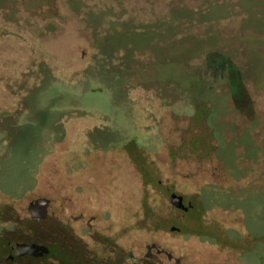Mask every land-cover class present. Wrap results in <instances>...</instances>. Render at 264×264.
<instances>
[{"label": "flooded vegetation", "instance_id": "1", "mask_svg": "<svg viewBox=\"0 0 264 264\" xmlns=\"http://www.w3.org/2000/svg\"><path fill=\"white\" fill-rule=\"evenodd\" d=\"M171 2L161 1V14L170 12ZM66 27L76 33L74 25ZM56 37L45 49L54 52L52 44L60 43ZM79 45L77 40L67 43L71 50L65 53L72 57L66 73L39 67L44 59L34 62L44 71L33 72L42 80L80 82L78 76L92 55L83 59ZM140 53L116 67H111L113 59L109 64V69H119L123 75L112 86L127 100L129 110L114 112L118 119L104 115L99 120L89 113L91 109L66 112L58 130L41 142V163L27 165L12 187L6 184L10 170L3 161L18 157L6 153L10 144L6 135L14 129L8 123L29 105H14L12 114L0 116L8 118L0 127V264H241L240 242L253 237L245 226L246 211L225 199L206 206L204 199L205 193L224 196L225 191L234 197L245 191L242 198L255 199L257 187L261 188L256 169L247 163L234 169L221 160L220 147L230 136L225 132L235 103L230 100L219 106V100L201 97L206 87L232 94V85L220 72H213L207 55L197 64L190 58L194 67L186 66L188 77L180 86L162 69L171 63L168 57L164 60L159 50ZM18 58L21 65H11L12 71L31 73L34 63L29 57ZM252 84V80L246 84L247 92L264 120V107L256 106L264 101L260 100L264 90ZM233 109L237 116H245L236 106ZM214 113L217 118L212 122ZM125 115L126 122L121 120ZM174 193L183 196L185 208L174 204ZM196 206L204 209L202 213L195 211ZM213 218L218 221L214 237L196 232L199 219L207 228ZM181 221L187 231L179 226ZM18 243H36L45 249L19 254Z\"/></svg>", "mask_w": 264, "mask_h": 264}, {"label": "rangeland", "instance_id": "2", "mask_svg": "<svg viewBox=\"0 0 264 264\" xmlns=\"http://www.w3.org/2000/svg\"><path fill=\"white\" fill-rule=\"evenodd\" d=\"M124 1L126 3L125 6L128 9L126 13L130 14L131 18L145 16L149 20H152V23L158 19L171 15V10L168 14L167 11L161 14L162 11L159 9H163V5L161 3L163 0ZM224 1L225 0H172L171 9H173L172 7L177 6L179 2H188L186 3L185 7L188 8V11L191 9L189 6L199 5V7L204 6L205 9H207L214 3L220 4L219 6L223 10L224 8L221 3ZM247 7L249 12L247 9L246 12L251 13L255 17H261L263 10V2L261 0H254V2H250ZM56 10L59 11L60 9L57 8ZM43 11L45 10L43 9ZM223 12L225 13V19H231L230 16H228V11ZM180 16L181 13H178V15L176 14L175 19L176 17L179 18ZM72 18V15L66 16L67 20ZM239 23L240 22H237L233 24V26L229 27L227 29L228 31L224 33L220 39H217L215 42H213L212 45L210 44L209 48H206L205 44H200L198 46L200 47L199 52L193 51V47L189 46L188 44L181 46L183 44V41L181 40H179L178 43L176 41H172L171 38L173 36L172 34L170 35V33H172V30L174 31L175 28L173 29V27L169 24L159 28H156L155 26H152V28H143L141 29L142 31L137 33H116L113 35L114 38L111 39L110 45L117 47H122L124 45L126 48H130L132 46L135 47V45L138 44V48L140 50L137 51V55L141 54L140 52L142 51L150 52L149 55H151V53L157 54L159 45L164 46L163 48L166 47L163 52L166 55H164L163 59L166 60V57H168L171 60V63H169L167 66L163 64L162 66L166 67H163L162 69L164 73H170L172 82L178 83L180 86H184L186 83L185 78L188 77L186 66L189 69L194 67L192 62H194V64H197L196 62L199 63L201 61L200 57H198L199 54L205 57L208 50L209 51L207 52V55L210 54V56L208 55L206 57H209V59L212 61L210 68H213V72L215 74L220 72L221 77L223 76L224 78H228V73L226 71L227 67L225 68L224 66L228 65L229 70L232 71L231 65L226 60H222V58L220 59L218 57L216 58L215 56L221 53L225 48H228L227 46L230 45V43L234 40V37L238 36L240 39L244 37H241L242 27ZM75 24L76 30H81L82 23L80 19H78ZM34 26L36 28L39 27L38 25ZM165 30L168 31L165 33ZM49 34H46L45 32L43 38L40 36L42 39L36 43L35 46H33L31 41H27V43L32 46V55H37L41 52H44L49 56L47 50L45 49V44H47L48 40L51 39L48 36ZM55 35H58V33H55ZM183 35L185 34L181 33V36ZM255 37L256 39H254V42L256 44H260L261 37ZM188 41L190 42V39ZM70 42H75V39L72 38ZM148 42L150 44L146 45ZM198 43L199 41L196 39L194 45ZM58 46L61 48H66V46H63L60 41L59 45H57V43L52 44V50L63 53L62 49L58 48ZM201 48L204 49V51H201ZM24 50L25 47L16 45V53L24 52ZM190 58L192 62L190 61ZM220 60L227 62V64L221 63ZM0 63L3 65V67H11V65H13L17 68L21 65L20 58H18L17 55L12 56L11 53L8 55L1 54ZM120 78H123V75L119 69H95L91 73V76L83 82L73 83L65 80H58L43 87L42 90L38 92L37 99H35V101L29 106H26L27 108L24 107L23 110L19 112V115H14L12 120L8 123L11 125L10 127H14V129H10L9 134L6 135L10 141V144L7 146L6 153H13V155L17 156L18 158L15 160L10 159L6 162L3 161L4 164H6L5 168H9L10 170L9 176H6V184H11L10 186L12 187L14 185L12 184L13 180H16L19 177V174L24 171V168H26L27 165L31 167L35 166V164L41 163L43 152L41 142L43 139L45 141V139L50 134H54L55 131L58 130L57 127L59 126V122L64 120L66 112L75 109L80 110V112L83 113L88 112L86 110L91 109L89 113L92 116H95L98 120L104 115L106 117L111 116L118 119V117L115 116L120 115L116 113L117 111L122 110L127 112V110H129V104H127V100L124 98V96L115 91L114 84L112 86L113 81ZM245 83H249V79H247ZM210 84H213L214 86V83L210 82ZM230 84L232 85L233 89L232 94L224 93V89L222 90L223 92H218L212 88L207 89L206 87L203 92L204 95L201 97L208 98L210 101L212 98L214 101L215 99L219 100V106H227V102L232 100L235 103L234 107L236 106L241 113L245 114V116L243 114L237 116L235 114V110L233 109L234 107L231 106L233 107V112L230 110V115L233 117V119L228 122L229 128H227L225 132L230 136L228 139L225 136L226 139L223 140L224 143L220 147L222 149L221 160L226 164V166L234 169L236 168L239 170V167L243 163H247V166L256 169L257 183L261 184V188L257 187L258 191L256 192L255 199L251 198L250 196L242 198L245 191H242L240 196H237V200V197H234V195L232 196V194H228L227 191H225L224 196L216 192L205 193L204 199L206 206H210L214 203L222 204L221 199H225V201L231 202V204H240L241 208L246 211L247 216L249 217L245 221V226L253 236L251 238H243L240 242L242 247L239 255L240 263L264 264V120L261 119L262 112H258L254 109V100L252 101V98L247 92L240 76H235L233 80L230 81ZM223 85L224 84H222V86ZM93 86H102L103 90H92ZM249 86L251 87V85ZM196 96H200V94L197 92ZM262 99L264 100V94L262 97L260 96V100ZM199 103H202L199 104L200 109L204 110L205 107H203V100L200 99ZM258 105H260V107H264V101L261 103L257 101L256 106ZM221 110L222 108H220V111ZM215 115L216 113L212 114L211 116L212 122L215 120V118H217V115ZM125 116L121 117V120H124V122L129 120V117H127V115ZM237 119H240V122H238ZM45 129L48 130L44 135ZM213 129L215 128L213 127ZM212 136L213 135H210L209 139L212 138ZM222 136L223 134H221V137ZM246 194L247 192L245 195ZM193 217L194 216L192 215V218ZM20 235L21 234L17 235V238H21L22 236Z\"/></svg>", "mask_w": 264, "mask_h": 264}, {"label": "trees", "instance_id": "3", "mask_svg": "<svg viewBox=\"0 0 264 264\" xmlns=\"http://www.w3.org/2000/svg\"><path fill=\"white\" fill-rule=\"evenodd\" d=\"M261 1L263 2L261 17H255L248 13L247 6L254 0H225L221 3L223 10L217 3L210 5L207 9L204 6L199 7V5L189 6L191 8L189 11L188 8H185L188 2H179L177 6L172 7L171 15L151 23L152 20L147 17L131 18V16H126L128 9L124 0H0V55L11 53L13 56V52H15L13 47L21 45L25 47V50L20 52L18 56L29 57L28 59L32 64L38 59H44L42 62H38L40 63L39 67L53 70L54 73L57 70L63 73L69 63L67 60L72 57L71 53L65 52L71 49L63 48V53L46 49L49 56L41 51L37 55H32V46L27 41H31L35 46L43 38L45 32L46 34L50 33L48 35L50 38L57 36L56 40L64 42V46H67L68 41L74 38L81 44L79 49L83 59L92 55L89 65L78 76L79 81L83 82L91 76L95 69L110 70L109 64L112 59L115 61L111 67H116L120 62H126L130 58L134 59V55L140 50L138 44L130 48H126L124 45L122 47L112 46L110 45L111 39L116 33H137L143 28H152V26L159 28L169 24L173 29L175 28L172 33L168 32L173 36L172 41L178 43L181 40L183 41L181 46L188 44L193 47V51L199 52L200 47L198 46L200 44H205V47L209 48L210 44L212 45L213 42L220 39L229 27L240 22L241 37L244 36L241 38L242 40L238 36L234 37V40L227 46L228 48H225L215 57L222 58L231 65L232 71L229 70L228 65L224 66L227 67L229 81H232L235 76H240L246 90L247 83L245 82L249 79V81H253L254 88L260 91L264 90V0ZM57 8L60 10H56ZM223 11H228V16L231 19H225ZM178 13H181L182 17L175 19ZM67 15H72L73 18L67 20ZM78 19L82 23L81 30H75L77 33L69 32L66 26L74 25L76 27L75 23ZM34 25L39 27L36 28ZM166 31L168 30H165V33ZM181 33L185 35L181 36ZM255 36L261 37L260 44L254 42ZM196 39L199 43L194 45ZM148 44L149 42L146 45ZM163 47L162 45L158 46V55L161 57L166 55L163 53L166 47ZM201 51L204 49L201 48ZM208 55L210 56V54ZM58 57L60 58L58 59ZM198 57L203 56L199 54ZM60 62L63 63L59 64ZM207 62L209 65L212 64L209 57H207ZM220 62L227 64L221 60ZM37 64L34 63V67H31V73L19 75L14 73L11 67H3L0 63V116L12 114V106L14 105H30L37 99L38 92L43 87L54 82V80H42L39 75L33 72L34 69H39ZM57 64L59 65L57 66ZM253 69H255L256 75L250 76ZM78 77L71 79V81H75ZM102 85L104 86L103 83ZM92 90L102 91L103 88L102 86H93ZM7 122V116L0 118V127H3ZM198 207H195V211L202 213L204 209ZM201 220L199 219L197 225L194 226L196 232L214 237L218 232V221L213 218L211 226L206 228ZM179 226L182 227L183 231H187V225L184 222L181 221ZM224 232H227V228L224 229Z\"/></svg>", "mask_w": 264, "mask_h": 264}, {"label": "water", "instance_id": "4", "mask_svg": "<svg viewBox=\"0 0 264 264\" xmlns=\"http://www.w3.org/2000/svg\"><path fill=\"white\" fill-rule=\"evenodd\" d=\"M172 200H173L174 204L177 205L178 207L185 208V205L183 203V196L174 193L172 196ZM42 202L44 203L45 201L42 200ZM17 249H18L19 254H25V253L37 254L40 251L44 250L45 248L41 245L36 244V243H32V244H30V243H18Z\"/></svg>", "mask_w": 264, "mask_h": 264}]
</instances>
